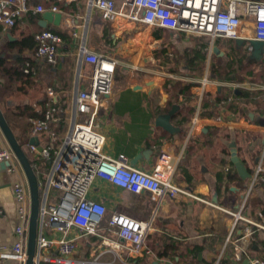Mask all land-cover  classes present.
I'll use <instances>...</instances> for the list:
<instances>
[{
    "label": "crops",
    "instance_id": "obj_1",
    "mask_svg": "<svg viewBox=\"0 0 264 264\" xmlns=\"http://www.w3.org/2000/svg\"><path fill=\"white\" fill-rule=\"evenodd\" d=\"M24 1L29 11L14 27H0V106L30 160L31 138L37 137L40 147L48 141L47 136H34L31 131L33 109H42L47 89L54 88L59 104L68 111L77 88L89 85L90 67L79 61L84 46L118 61L113 92L97 116L99 132L104 135L102 152L115 159L123 155L129 166L143 172L152 171L161 153H171L179 157L175 183L199 197L179 201L165 197L147 238L150 253L131 257L125 253L123 239L107 222L113 213L145 219L155 201L148 192L133 195L98 179L88 198L107 207L101 231L104 238L72 229L68 237L76 239L75 257L92 259L107 250L103 260L120 262L126 257L132 264L264 262V60H248L245 47L235 48V39L218 38L210 48L195 35L145 28L126 20L111 23L98 11H90L88 0L59 3L55 13L62 14L61 24L42 27L43 13L51 11L56 0L42 1L43 12L35 11L37 0ZM71 21L74 28L69 26ZM42 30L55 31L63 38L55 66L35 57L33 37ZM239 38H253L251 21L244 23ZM181 47L183 62L170 65L171 52ZM214 47L224 55H216ZM162 59L165 67H145V63H161ZM205 76L212 84L202 95L200 81ZM199 95L200 128L187 139ZM174 105L178 110L171 122L178 130L171 134L156 121ZM64 119L65 131L67 114ZM232 143L252 179L238 175L231 162ZM4 148L9 146L0 131V150ZM15 163L14 172L0 169V251L16 242L15 229L20 223L13 184H27L21 166L17 160ZM238 214L242 216L239 220ZM46 236L57 240L61 234L48 230ZM6 263L14 264L11 260Z\"/></svg>",
    "mask_w": 264,
    "mask_h": 264
},
{
    "label": "built area",
    "instance_id": "obj_2",
    "mask_svg": "<svg viewBox=\"0 0 264 264\" xmlns=\"http://www.w3.org/2000/svg\"><path fill=\"white\" fill-rule=\"evenodd\" d=\"M42 1L37 0L35 11L43 12ZM73 0H56L51 11H58V4ZM90 11H98L102 18L111 23L126 20L145 28L170 29L186 35L202 37L213 47L218 38L237 39L244 23L253 24V38L264 41V0H88ZM29 11L24 0H0V27H14L18 18ZM73 27V22H70ZM35 57L50 65L59 63L61 35L43 30L36 35ZM80 64L89 65L90 78L87 88H77L70 110L65 111L68 124L61 133L53 125L58 124L59 96L54 88L47 89L48 110L42 119L32 120L34 136H47L43 146L28 145L33 156V166L38 162L50 164L43 172L40 182L42 206L39 221V235L35 264H132L123 258L103 260L108 251L103 250L92 259L75 257L76 239L68 237L72 229H78L85 236L102 237V225L107 207L100 201L88 198V192L96 180L106 181L133 195L152 194L155 201L151 214L137 219L123 213H113L107 224L125 242V253L131 257L149 254L147 238L152 230L162 200L167 197L179 201L185 197L199 199L195 194L179 186L174 176L179 157L168 152L158 156L151 172L135 169L121 155L111 158L102 152L104 135L99 132L97 116L107 97L113 92L118 61L112 57L94 53L84 46L80 48ZM28 69L26 72L28 73ZM80 78V71L78 73ZM212 81L205 76L200 81L202 95ZM202 95H199L195 113L189 121L187 139L200 128ZM64 129V127H63ZM64 132V133H63ZM63 133V134H62ZM15 156L11 149L0 150V163L9 162V172L16 170ZM261 171L258 166L257 174ZM252 180L251 187L256 183ZM13 194L18 203L20 223L15 229L16 242L10 249L0 251V264L11 260L14 264H25L27 260V231L30 213L28 185L23 181L13 184ZM2 214V211H0ZM240 214L236 219H241ZM48 230L61 234L57 240L46 236ZM54 250H57L54 254ZM264 264L256 261L254 264Z\"/></svg>",
    "mask_w": 264,
    "mask_h": 264
},
{
    "label": "water",
    "instance_id": "obj_3",
    "mask_svg": "<svg viewBox=\"0 0 264 264\" xmlns=\"http://www.w3.org/2000/svg\"><path fill=\"white\" fill-rule=\"evenodd\" d=\"M261 1V0H255ZM42 27H46L48 23H52L56 26H59L62 21V14L55 13L53 11H46L42 15ZM245 47L248 52V60H253L257 62H262L264 60V41H258L254 38L243 39L237 38L235 39V48L240 49ZM213 52L216 55H224V53L220 50L219 47H214ZM178 110V106L174 105L172 108L165 114L160 115L156 121L157 126L162 127L167 132L171 134H175L178 129H176L171 120L172 117ZM0 131L3 134L9 148L12 150L16 160L21 166L23 173L25 175L29 196H30V213H29V221H28V231H27V260L25 264H35L34 258L37 253V245H38V235H39V221H40V212L42 206V197H41V189L40 182L38 176L36 174L33 163L31 162L27 152L23 148L22 144L17 139L13 130L11 129L8 121L5 118L4 112L0 106ZM37 137L31 138L30 145H37ZM231 162L236 168L238 175L243 180L252 179L251 173L245 167V165L240 161L237 150L236 143L231 144ZM10 165L9 162L0 163V169H7ZM244 264H252L250 260H246ZM258 264V263H256Z\"/></svg>",
    "mask_w": 264,
    "mask_h": 264
},
{
    "label": "trees",
    "instance_id": "obj_4",
    "mask_svg": "<svg viewBox=\"0 0 264 264\" xmlns=\"http://www.w3.org/2000/svg\"><path fill=\"white\" fill-rule=\"evenodd\" d=\"M43 31V30H42ZM41 32V31H40ZM39 32V33H40ZM55 32V31H54ZM55 33H57V32H55ZM38 34V33H37ZM36 34V35H37ZM57 34H59V35H61L60 33H57ZM36 35L33 37L34 39H35V41H36ZM36 46H37V42H36ZM36 49V48H35ZM200 58H202V60L204 59L203 58V56H201ZM29 72H30V69H29V71H28V74H29ZM48 103H49V99H47L44 103H43V105H42V109L40 110V109H37V110H35V109H33L34 110V112H33V119L35 120V119H42V118H44L45 117V113H46V111L48 110ZM65 111H66V106H64V105H60V104H58V111H57V116L60 118V121L58 122V124H55V125H53V127L59 132V133H61L62 132V130H63V125H64V118H65ZM32 126V125H31ZM31 162L32 163H34L32 160H31ZM40 164H42V165H40ZM38 165H40V170H42V171H44V173L45 172H47L48 171V169H49V167H50V164L48 163V162H45V161H40V162H38ZM40 170H38V169H36L35 171H36V174H37V176H38V179H39V181H41L42 180V178H43V173L40 171ZM231 178V177H230Z\"/></svg>",
    "mask_w": 264,
    "mask_h": 264
},
{
    "label": "rangeland",
    "instance_id": "obj_5",
    "mask_svg": "<svg viewBox=\"0 0 264 264\" xmlns=\"http://www.w3.org/2000/svg\"><path fill=\"white\" fill-rule=\"evenodd\" d=\"M171 53H172V55H170V57H169V59H170L169 64L170 65H177V64L183 62L181 56L184 53V48L181 47L180 49H177L175 52L173 50V52H171ZM163 63H164V59L161 60V63L154 60V62L151 61L150 63H145V67L148 68V70H156V68H158V67L161 68L160 66L165 67Z\"/></svg>",
    "mask_w": 264,
    "mask_h": 264
}]
</instances>
